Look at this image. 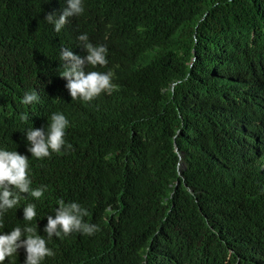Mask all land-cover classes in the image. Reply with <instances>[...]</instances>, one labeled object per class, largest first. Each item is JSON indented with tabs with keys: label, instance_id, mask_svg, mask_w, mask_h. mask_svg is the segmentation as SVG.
I'll return each mask as SVG.
<instances>
[{
	"label": "trees",
	"instance_id": "trees-1",
	"mask_svg": "<svg viewBox=\"0 0 264 264\" xmlns=\"http://www.w3.org/2000/svg\"><path fill=\"white\" fill-rule=\"evenodd\" d=\"M83 6L57 33L45 18L66 0H0V149L21 150L49 113L69 119L59 153L28 155L31 187L47 190L20 194L0 234L37 227L55 253L41 264H264V0ZM76 33L106 37L118 61L119 91L94 107L56 79L55 41ZM30 91L39 102L22 104ZM59 200L100 230L48 239Z\"/></svg>",
	"mask_w": 264,
	"mask_h": 264
},
{
	"label": "clouds",
	"instance_id": "clouds-1",
	"mask_svg": "<svg viewBox=\"0 0 264 264\" xmlns=\"http://www.w3.org/2000/svg\"><path fill=\"white\" fill-rule=\"evenodd\" d=\"M67 7L56 18L48 14L46 21L54 25V31L59 33L66 25L68 18L79 16L84 12L83 0H66ZM106 37L92 34L76 33L64 36L55 41L56 79L66 98L70 92L72 100L80 99L82 105H96L106 97H111L120 89L117 79L118 61L106 44ZM39 102L36 91L26 92L22 104L31 105ZM99 116V115H98ZM21 121L27 122V113L21 114ZM69 119L62 112L47 114L39 124L27 128L22 134V147L18 149H0V227H3L2 217L7 210L20 205L21 195L30 194L40 199L47 186L33 189L29 175V159L47 158L51 153H59L65 147L66 129ZM68 144L67 148L71 149ZM18 190V191H14ZM54 218L47 217L44 231L48 239L58 238L78 232L91 236L98 232L99 226L84 221L88 216L87 209L76 202L66 204L58 201ZM36 205L29 203L23 208L25 221H33L36 217ZM110 211V209L105 210ZM48 241L37 233V227H16L9 234H0V264L23 248L26 251L25 264H41L46 257L55 253L47 247ZM11 262V259H7Z\"/></svg>",
	"mask_w": 264,
	"mask_h": 264
}]
</instances>
